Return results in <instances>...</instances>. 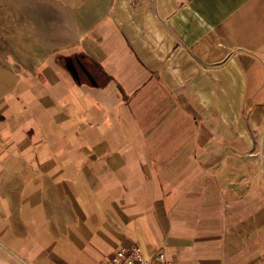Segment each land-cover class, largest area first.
<instances>
[{
  "label": "crops",
  "instance_id": "1",
  "mask_svg": "<svg viewBox=\"0 0 264 264\" xmlns=\"http://www.w3.org/2000/svg\"><path fill=\"white\" fill-rule=\"evenodd\" d=\"M36 28L0 49V264H264V0H40Z\"/></svg>",
  "mask_w": 264,
  "mask_h": 264
},
{
  "label": "rangeland",
  "instance_id": "2",
  "mask_svg": "<svg viewBox=\"0 0 264 264\" xmlns=\"http://www.w3.org/2000/svg\"><path fill=\"white\" fill-rule=\"evenodd\" d=\"M26 22L28 23L25 24ZM38 22L40 0H0V49L10 47L5 44L7 42L4 38L12 37L15 47L19 46L15 44L21 42V36L28 35L29 41L36 38L38 34L40 35L36 28ZM14 46L12 50L16 52Z\"/></svg>",
  "mask_w": 264,
  "mask_h": 264
},
{
  "label": "built area",
  "instance_id": "3",
  "mask_svg": "<svg viewBox=\"0 0 264 264\" xmlns=\"http://www.w3.org/2000/svg\"><path fill=\"white\" fill-rule=\"evenodd\" d=\"M103 264H171L164 250L147 256L137 246L121 247Z\"/></svg>",
  "mask_w": 264,
  "mask_h": 264
}]
</instances>
